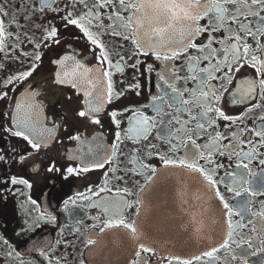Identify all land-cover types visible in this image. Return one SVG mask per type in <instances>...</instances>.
Instances as JSON below:
<instances>
[{
    "label": "snow or ice",
    "instance_id": "obj_1",
    "mask_svg": "<svg viewBox=\"0 0 264 264\" xmlns=\"http://www.w3.org/2000/svg\"><path fill=\"white\" fill-rule=\"evenodd\" d=\"M25 3L10 12L13 0H0V134L14 141L11 154L0 151L9 168L0 175V200L4 192L17 198L23 219L14 235H34L21 252L0 234V264H70L67 250L81 236L87 259L78 264H264V0ZM29 24L38 36L24 30ZM73 30L86 57L64 42ZM65 46L48 61L55 66L50 83L71 90L64 105L75 104L74 122L58 120L33 83L45 70L46 50ZM127 69L132 81L117 90L114 77ZM153 73L157 91L120 107L125 96H141L140 77L151 82ZM102 113L111 144L103 132L89 139L83 130L104 128ZM65 140L75 150H66L63 164L40 159L43 170L69 185L104 170L101 182L67 198L49 193L42 204L28 174L11 166L23 171ZM126 141L138 145L127 169L120 160ZM60 212L78 225L73 239L63 228L55 240L36 239Z\"/></svg>",
    "mask_w": 264,
    "mask_h": 264
},
{
    "label": "flooded vegetation",
    "instance_id": "obj_2",
    "mask_svg": "<svg viewBox=\"0 0 264 264\" xmlns=\"http://www.w3.org/2000/svg\"><path fill=\"white\" fill-rule=\"evenodd\" d=\"M24 3L25 8H27V4L25 3V0H13V4L10 6L9 11L15 12V8L19 6L20 4ZM24 12L22 10L21 13L17 14V17L19 18L21 15H23ZM57 23H59L57 21ZM25 31H28L30 33H34L36 36L39 35L38 32H35L34 29L31 28V25L29 24L24 29ZM107 40V37L105 38ZM64 42H67V45H71L73 47H76L78 50L83 49L84 50V57L88 55L86 51V44L84 40L82 39H76L75 31H70L64 36ZM116 43L112 42V48H116ZM30 47V46H29ZM66 50L65 47H54L52 49L46 50L47 54V60H45V70L41 72V74L33 81L34 84H38L41 86V89L43 93L45 94L42 99H47L50 111L54 112L57 116V119L63 115H66L69 122L75 121L74 113L71 111L72 107H75V104H70V106L64 105V97L65 95H72L71 90L69 89H62L58 86H53L50 83L51 78V71L54 69V65L49 64V60H53L57 58L58 56L62 55L64 51ZM129 53L125 51L124 55L127 56ZM83 58V57H81ZM113 59H115V55L113 56ZM143 59V58H142ZM147 62L149 63H156L153 61L151 57L147 58ZM94 63L93 60L89 59L88 64L91 66ZM179 64L180 61H177ZM158 66V65H157ZM10 68L15 70L18 65L15 64V62H12L9 65ZM181 74H186V65L185 67L180 69ZM133 76V70L127 69L123 75L117 73L114 77V80L117 82L116 87L117 90H119L122 85L119 83L120 81H124V84L127 85L131 83ZM143 90L141 93V96L137 97L133 94H130L131 98L128 96H125L122 99V103L119 104L120 107L124 106H133V105H139L144 103L147 100L148 95L151 93H155L157 90L155 88V81L156 76L155 73L152 75V80L149 82L147 79L140 77ZM191 86V84H190ZM77 99L74 97V100ZM117 104H113L111 107H116ZM2 110V109H0ZM149 114H151L149 110ZM102 116H104V119L102 120V123L105 124L104 128H99L98 126H90L87 129H83L85 131L86 136L91 139L93 136L98 135L99 132L104 133L105 137V143L111 144L112 142V128L108 125L106 114L102 113ZM224 123V122H222ZM60 135H63V131H61ZM155 135V134H153ZM14 141L4 137L2 134H0V151L4 149L9 150V154L11 148L13 147ZM138 145H133L131 141H126V147L124 149L125 154L120 157V160L122 161L121 167L127 169L130 167V161L132 159V149L134 147H137ZM75 142L65 140L63 144H57L53 146L48 152L47 155L44 157L38 158L36 161H33L32 159H29L27 164L24 166V170L22 171L20 168H18L15 165L11 166V171L15 172L16 174H25L27 173L29 178L33 182V198H38L39 202L42 204L47 203V197L49 193H53L54 196H63L64 198H67L64 194L68 193L69 195L75 193L76 191H83L88 184H92L93 186L99 184L101 182V178L103 176L104 170H95L92 172H89L87 174H84L80 177L72 178L71 183L69 185L68 181H62L61 178L53 173H48L43 170L44 164H40L39 160L43 159L44 163H47L49 159L55 160L58 164L65 163L64 160V153L66 150H75ZM86 150V148H85ZM226 159V158H225ZM39 164V167L41 171L37 173L34 168L33 164ZM9 174V168L4 166L3 164H0V175H7ZM222 174V170H221ZM112 184H117L120 182L112 181ZM63 185V187H62ZM129 186H131V181H129ZM3 187V186H0ZM43 193V196L40 194ZM3 196L6 197V199L0 200V234H4L5 232L9 237H11L12 241L18 246L19 250L21 252L26 251L29 247H31L32 239L34 234H23L20 237H17L14 235L15 232L20 231V227L22 225V216L20 213V209L18 206L17 198L14 195H11L10 193L4 192L2 193ZM52 208L57 207V201L56 199L52 200L51 204ZM62 207V204H61ZM87 211V214L89 216L97 215L98 210L97 209H85ZM77 211H80V209H77ZM85 223H91V221L87 220L85 217ZM78 225H75L71 222L69 216L66 213L60 212V215L58 217V222L55 225H46L41 229L42 236L36 237V239H44L47 238L49 240H55L59 238L60 236V229L63 228L65 234L68 236L69 239H73V236L71 233L73 232L74 228ZM82 240L83 236L79 237V239L76 240L75 247L69 248L67 251L69 252V261L70 264H78L80 259H87V252L82 247ZM239 251V250H237ZM83 254V255H82ZM252 261H256L257 257H250Z\"/></svg>",
    "mask_w": 264,
    "mask_h": 264
}]
</instances>
